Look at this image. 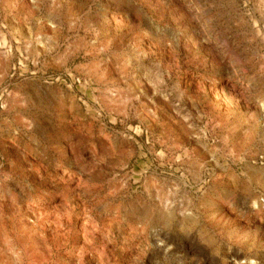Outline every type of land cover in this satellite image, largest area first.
Instances as JSON below:
<instances>
[{
	"label": "rangeland",
	"instance_id": "1",
	"mask_svg": "<svg viewBox=\"0 0 264 264\" xmlns=\"http://www.w3.org/2000/svg\"><path fill=\"white\" fill-rule=\"evenodd\" d=\"M0 264H264V0H0Z\"/></svg>",
	"mask_w": 264,
	"mask_h": 264
},
{
	"label": "bare ground",
	"instance_id": "2",
	"mask_svg": "<svg viewBox=\"0 0 264 264\" xmlns=\"http://www.w3.org/2000/svg\"><path fill=\"white\" fill-rule=\"evenodd\" d=\"M215 94H216V96H219L218 90H215Z\"/></svg>",
	"mask_w": 264,
	"mask_h": 264
}]
</instances>
